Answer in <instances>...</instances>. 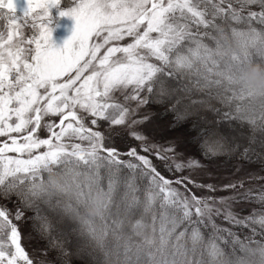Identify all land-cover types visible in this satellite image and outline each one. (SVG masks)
Returning a JSON list of instances; mask_svg holds the SVG:
<instances>
[{"label":"snow or ice","instance_id":"6c2138e0","mask_svg":"<svg viewBox=\"0 0 264 264\" xmlns=\"http://www.w3.org/2000/svg\"><path fill=\"white\" fill-rule=\"evenodd\" d=\"M17 6L0 0V199L14 196L17 204L14 212L0 206V264H34L14 222L27 211L45 252L70 255L65 240L75 234L94 264H264V242L254 239L264 235V210L243 218L232 210L233 202L264 205V187L196 196L187 184L217 189L191 176L170 180L150 157L177 173L201 168L200 161L176 162L174 144H149L135 130L150 116L132 119L149 102L171 101L176 123L210 111L218 119L201 117L206 124L247 126L241 138L249 146L241 151L234 135L208 128L200 133L205 159L239 154L253 162L251 145L264 148V105L246 103L238 78L246 64L264 65V0H70L63 10L61 0H24L19 13ZM53 8L74 20L62 47L52 42ZM224 35L239 48L225 50ZM102 124L109 132L128 129L148 155L108 146ZM257 158L264 161V152ZM243 186L240 180L220 190ZM96 193L106 202L90 218L85 209ZM218 217L251 228L252 236L241 240Z\"/></svg>","mask_w":264,"mask_h":264},{"label":"rangeland","instance_id":"374dc122","mask_svg":"<svg viewBox=\"0 0 264 264\" xmlns=\"http://www.w3.org/2000/svg\"><path fill=\"white\" fill-rule=\"evenodd\" d=\"M70 6V0H61V9H66ZM24 7V0H18V6H17V12L19 13L20 9ZM53 23L50 25L53 28L52 31V42L54 46L56 47H62L64 41L71 35L73 26H74V20L71 17L68 16H59L57 13V10L55 8L50 10ZM26 32L29 30L26 29ZM30 34V33H29ZM127 42V41H125ZM103 51V50H102ZM117 99L121 100L123 102V97L120 93L116 94ZM149 104V103H148ZM132 107L135 108V104H132ZM145 106L141 107L137 114L132 117V119H141V116L143 114ZM142 112V113H141ZM169 119V117H168ZM165 120L167 128L169 127L170 121ZM161 124L158 123L157 120H153V122H146L142 126H137L135 130L142 131L146 136L148 137V143L149 144H160L167 147L170 144L175 145V161H184L187 162V160L191 158H195L200 161V163L203 165L201 168L195 169V170H186L182 173L175 172L174 168L173 171H168L165 168V162L157 159L154 155L150 158L153 160V163L157 167V170L164 175L166 178L170 180H174L179 176H191V178L199 183L202 184H213L216 187L215 192H207L206 190L197 189L194 188L191 184H187V188L191 189L193 193H195L196 196H215V197H231L235 195L236 193H242L248 188L256 189L258 187L263 186L264 179H261V177H264V169L263 170H257L256 166L250 165V167L244 166H233L232 164H223V163H217V162H205L202 157H199V153L197 152L196 148L194 147L193 143H191V136L192 133L188 130H179L175 129V133H166L163 131V129L160 127ZM100 130L105 133L106 136L110 137V141L108 146H114L117 148L121 153L127 152L129 148L131 147H137V150L140 151L139 144L136 140L130 138L128 132L129 130L126 128H115L112 132H109L107 130V125L102 124L100 127ZM179 130V131H178ZM123 131L124 133L121 135L119 132ZM167 131V130H165ZM182 133H181V132ZM168 134H172L173 137H171ZM41 136H44L45 133L41 132ZM140 154L142 155H148V153H144L140 151ZM170 157L173 155L172 153L168 154ZM122 159H129L127 156H122ZM168 164H173V159H169L167 161ZM249 166V165H247ZM243 180L244 186L243 188L237 187L236 189H229L227 191L220 190L223 185L235 183L237 181ZM187 183V182H186ZM177 188H180L182 192H185L186 189L182 185H174ZM250 202H242V203H232V210L234 213L239 215L241 218L248 215L252 212L253 207ZM0 206H6L9 210L15 211L17 204L14 199L11 200H4L0 199ZM220 207H223V205H218ZM18 224L19 230L22 234V245L26 249V251L29 253L31 252L33 254L34 249H40L38 246V241L36 240L35 236L32 235V230L30 225H28V221L25 219L21 221H14ZM228 223L223 219V217L216 218V224L220 227H223ZM40 251V250H39ZM41 259V258H39ZM34 264H35V260ZM37 264H56L53 262V260L45 261L42 259V261H38Z\"/></svg>","mask_w":264,"mask_h":264},{"label":"trees","instance_id":"16d2710c","mask_svg":"<svg viewBox=\"0 0 264 264\" xmlns=\"http://www.w3.org/2000/svg\"><path fill=\"white\" fill-rule=\"evenodd\" d=\"M169 87H176V81H169L168 82ZM214 104H216L215 101H213ZM158 107H160L162 110L161 112H164V114L166 116L169 117V121L171 126H175V125H184L187 127V130L189 132L192 133L191 136V143H193L194 147L196 148V150L198 151V153L201 155V157L203 158V160L205 162H217V163H223V164H232V163H237V164H244V165H256L257 167L260 168V170L264 169V161H262L261 159H258L257 156L259 153L264 152V148H261L258 144H254L251 145V147H253L255 149V151L253 153H250V155L252 156V161L253 162H249L246 160H241L239 159V154L234 155V156H229V155H222V156H218L214 159H205V157L202 154L201 148H200V144L203 141L204 137L200 135V133L208 128H215V127H219L220 131L226 134H230V135H234L235 138L237 140H240L241 142V151L243 150L244 147H248V140L247 139H242L241 135H247L248 134V128L247 126H245L243 129H239L238 125L235 124V122H233L232 127L230 128L228 123H222L220 125H217L215 123H204L203 120H201V117L204 118V120L207 121H215L218 119V117L214 116V114L210 111H201L199 113V115L197 116H190L188 117L187 120H185L182 123H176L175 121V116L176 113H174L173 111L169 110L170 109V105H171V101L165 102L163 104H158V103H152ZM217 107H221V111H227V109L223 108L221 105L216 104ZM193 125H195V127H193ZM233 129H235V131H233ZM206 131H205V135H206ZM127 171V170H125ZM102 174H103V169L101 170ZM263 186L258 187L257 190L254 189V194L255 192L259 191ZM11 199H14L16 202V197H12ZM249 204L252 205L253 207V211L259 212L261 210H264V205H261L255 201L250 202ZM250 214V213H249ZM27 215L28 217L33 216V212L32 211H27ZM27 217V221H28V225H30L32 232L34 233L35 236H37L40 240V242L42 241V243L48 247L47 245V241L44 239H41L37 233L35 231H33V221L28 219ZM60 226H57V228H59ZM202 230L205 232V234H207L209 231H211L210 227H204L203 225L201 226ZM222 228H227V229H231V231L234 234H237L239 236V238L241 240H246L249 236H252V230L251 228H244V227H238L235 226L231 223H226L225 226H223ZM257 232L259 233L260 230L257 228ZM53 236H59V232L58 230H54L53 232ZM61 239H65V238H61ZM255 240H259L264 242V235L261 234H257L254 237ZM80 244V240L78 239L77 235L73 234L70 237L66 238L65 240V248L71 253L70 255H64V256H59L58 252L55 250H51L54 254V256L56 257V259L61 263V264H94L95 261V257L87 251L82 250L79 247ZM255 246V245H253ZM46 247V248H47ZM227 251H231V248L229 246H225ZM236 255H243V253H241L239 251V247L237 246L236 248Z\"/></svg>","mask_w":264,"mask_h":264},{"label":"clouds","instance_id":"9594fccd","mask_svg":"<svg viewBox=\"0 0 264 264\" xmlns=\"http://www.w3.org/2000/svg\"><path fill=\"white\" fill-rule=\"evenodd\" d=\"M221 41L225 50L237 49L240 46V42L237 38L229 35L221 37ZM238 87L247 94L246 103L259 107L264 105V65L257 63L246 64L239 74ZM54 182H57V178H52ZM105 197L100 194H94L85 212L88 217L94 218L103 212Z\"/></svg>","mask_w":264,"mask_h":264},{"label":"bare ground","instance_id":"6f19581e","mask_svg":"<svg viewBox=\"0 0 264 264\" xmlns=\"http://www.w3.org/2000/svg\"><path fill=\"white\" fill-rule=\"evenodd\" d=\"M161 108L160 107H158V106H156V105H154V104H151V102H149V104H147L146 106H145V108H144V110L142 111L143 112V114L142 115H140L141 116V118H143V117H145V116H150V119L149 120H147L148 122H153V120H157L158 121V123H160L161 124V128L163 129V131L164 132H166V133H173V134H176V133H179V132H176L175 133V129H179V130H187V127L186 126H184V125H175V126H171V125H169V127L167 128V126H166V123H165V120H167L168 119V116H166L165 114H164V112H161ZM141 112V113H142ZM169 120V119H168ZM140 126H142V125H140ZM139 126V127H140ZM165 130H167V131H165ZM178 130V131H179ZM181 132V131H180ZM124 132L123 131H121V132H119V134H123ZM182 133V132H181ZM168 135H170L171 137H173L172 136V134H168ZM174 138V137H173ZM175 139V138H174ZM198 152V151H197ZM199 155V157H201V155L200 154H198ZM232 165L233 166H244L243 164H237V163H232ZM246 167H250V166H247V165H245ZM254 166H256V165H254ZM256 168H257V170H260V168L259 167H257L256 166ZM25 215H26V220H27V217H28V215H27V212H25ZM32 235L33 236H35L34 235V233L32 232ZM35 238H36V240L38 241L37 243H38V246L40 247V249H34L33 250V254L31 253V252H29L28 254H29V256L33 259V260H35L36 262H35V264H37L38 263V261L40 260V261H42V259H44L45 261H48L49 259L50 260H53V262L54 263H56V264H61L57 259H56V257L54 256V254H53V252L51 251V249H49V250H47L46 252H45V249H46V247L47 246H45L43 243H42V241L40 242V240H39V238L37 237V236H35ZM40 250V251H39ZM39 258H41V259H39Z\"/></svg>","mask_w":264,"mask_h":264}]
</instances>
